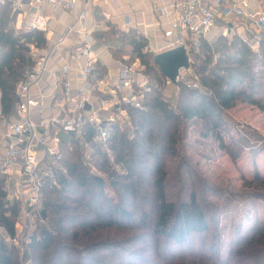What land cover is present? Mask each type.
<instances>
[{
	"label": "trees",
	"instance_id": "obj_1",
	"mask_svg": "<svg viewBox=\"0 0 264 264\" xmlns=\"http://www.w3.org/2000/svg\"><path fill=\"white\" fill-rule=\"evenodd\" d=\"M16 18L9 2L0 3V91L6 118L32 65L31 47L47 45L45 32L15 30ZM104 38L123 45L117 58L131 47L127 63L143 66L151 81L140 94L143 109L125 108L129 126L109 129L111 155L90 124L76 137L58 133L59 166L54 181L45 182L34 213L41 219L45 211V224L36 221L29 238L24 233L20 250L9 241L17 234L21 204L9 199V176L0 171V264H264V219L233 224L222 253L219 218L229 213V202H213L212 187L180 149L187 127H194L233 160L241 157V140L224 139L229 125L224 112L249 103L264 113V32L258 53L238 34L220 36L217 43L205 37L195 45L189 42L190 69L200 87L173 84L175 103L165 97L171 82L155 64L145 37L111 29ZM96 68L105 78L108 73L98 62ZM245 184L251 199L264 202V174L255 169Z\"/></svg>",
	"mask_w": 264,
	"mask_h": 264
},
{
	"label": "built area",
	"instance_id": "obj_2",
	"mask_svg": "<svg viewBox=\"0 0 264 264\" xmlns=\"http://www.w3.org/2000/svg\"><path fill=\"white\" fill-rule=\"evenodd\" d=\"M79 1L81 0H10L14 11L34 13L36 19L33 28L42 32H47L49 28L48 21L42 15L45 7L51 9L55 17L59 10L76 11ZM156 13L170 20L165 36L174 40L172 47L184 46L187 49L186 42L177 35L179 31L194 45L200 37L208 38L214 29H221L220 36H226L229 30L223 23L232 17L248 19L253 30L264 32V9H252L248 2L238 5L231 4L228 0H172L169 6L156 10ZM84 19L85 14L80 15L79 23ZM79 33L81 37L76 38L68 48L69 61L61 59L59 63L64 115H56L41 125H36L28 117L29 109L40 105L38 100L30 98L29 92L39 84L47 71L48 58L51 56L48 51L31 47L32 65L26 73L25 81L17 90L16 108L19 114L24 115L19 123L8 124L0 91V128L8 127L11 136L4 153L0 155V171L11 176L18 174L21 179L11 196L12 201L16 200L21 204L22 225L15 238L9 241L10 245L17 248L21 247L24 230L29 228V222L34 219V213L42 203L45 182L55 179V170L61 159L58 133L61 131L76 137L86 124H90L97 131V140L111 155L108 149L109 129L122 122L126 116L125 108L143 109V98L137 93L135 85L138 68L123 63L120 64L115 79L100 78L92 53V39L83 29ZM73 65L77 66L81 82L77 86L71 80ZM191 72V69L180 70L178 84L197 89L200 87L199 80L191 78ZM145 84L141 89H146L149 84L147 78ZM104 95H109L112 100H103ZM15 164L19 165V169Z\"/></svg>",
	"mask_w": 264,
	"mask_h": 264
},
{
	"label": "crops",
	"instance_id": "obj_3",
	"mask_svg": "<svg viewBox=\"0 0 264 264\" xmlns=\"http://www.w3.org/2000/svg\"><path fill=\"white\" fill-rule=\"evenodd\" d=\"M5 1V0H0ZM11 5L10 0H6ZM25 1V0H21ZM231 4L241 5L248 2L252 9H264V0H228ZM172 0H81L78 3L76 11L59 10L55 17L51 9L44 8L42 15L49 23L48 31L45 32L47 45L43 51H48L50 57L47 62V71L39 84L33 87L29 96L40 102L36 108H30L28 117L36 125H41L56 115H64L65 108L61 99V79L58 73L59 63L61 59L69 61L70 55L68 48L76 40L80 38V29L88 32L92 39V53L103 69L107 71L106 77L116 78L119 73L120 64H128L132 55V48L125 47L122 50L121 58H117L116 53L123 48L119 42H108L104 37L111 29L117 32L128 33L133 32L141 35L148 40V51L155 55L176 48L172 47L174 41L165 36L169 30L170 20L160 13H156L162 7L169 6ZM13 9V5H12ZM14 10V9H13ZM16 12V11H15ZM85 14V19L80 24L79 16ZM36 16L34 13H18L16 23L14 25L17 31H27L33 28ZM227 26L229 32H240L244 34L245 26L249 25L253 29L251 21L248 19L230 18L223 23ZM221 29H214L208 37L213 42L214 38H219ZM255 31V30H254ZM182 40L186 42L187 50L189 49V38L185 34L177 33ZM99 36V37H98ZM99 39H98V38ZM39 49V48H38ZM85 60H82V64ZM132 66V65H131ZM136 68L141 67L140 62L134 63ZM77 66L73 65L71 80L74 86L80 85V78ZM146 83L144 74L136 75V90L138 94H143L144 88L141 86ZM146 85V84H145ZM105 96V95H104ZM109 97V95L107 96ZM143 98V97H142ZM112 100V98H111ZM116 112V111H115ZM24 117L19 114L17 108L9 118H6L8 124H17ZM11 139L9 128H0V155H2ZM42 153V150H40ZM19 169V165L15 164ZM8 192L9 199L13 191L16 190V184L21 179L18 174L8 175ZM33 219L29 222L31 224Z\"/></svg>",
	"mask_w": 264,
	"mask_h": 264
},
{
	"label": "rangeland",
	"instance_id": "obj_4",
	"mask_svg": "<svg viewBox=\"0 0 264 264\" xmlns=\"http://www.w3.org/2000/svg\"><path fill=\"white\" fill-rule=\"evenodd\" d=\"M0 3L6 4L7 2L5 0L0 1ZM239 33L230 31L224 37L233 39L236 34L240 35ZM242 33L244 34H241L240 38L255 53H258L261 32H256L247 25ZM217 39L214 38L213 43H217ZM136 68H138V73L144 74V68L140 69L137 66ZM260 75L263 76L262 73ZM189 76L194 79L193 71L189 73ZM144 77L151 83L148 77L145 75ZM165 97L173 103L176 102L177 90L172 83L168 85ZM102 99L111 101V97L107 96H102ZM224 115L227 117L229 124L227 131H224V139L229 141L233 137L236 140H241L244 147L241 157L237 161L221 150L213 140L201 137L194 127H187L186 138L183 146L180 148L182 154L188 157L189 163L196 175L206 180L212 187L210 195H215L216 197L213 202L220 206L229 202V213H222L219 218L220 233L223 240V247L221 248L223 254L226 252L233 224L245 223L251 225L255 219H264V202L251 199L249 193L251 191L248 189L247 184H245V181L249 182L253 180L255 169L264 174V113L249 103H239L232 110L224 112ZM121 121L122 128L126 129L129 126L127 116ZM174 171L173 173L177 170ZM207 196L209 195H206V198H208ZM152 202L150 201L149 205H152ZM33 217L34 219L29 225L30 228L24 230L27 238L32 234L37 222L40 225L45 224L43 223L44 220L41 221V219ZM18 221L17 230L22 225L21 219ZM133 247L135 249L139 248L136 245ZM21 248L22 246L18 249L20 250Z\"/></svg>",
	"mask_w": 264,
	"mask_h": 264
},
{
	"label": "water",
	"instance_id": "obj_5",
	"mask_svg": "<svg viewBox=\"0 0 264 264\" xmlns=\"http://www.w3.org/2000/svg\"><path fill=\"white\" fill-rule=\"evenodd\" d=\"M155 64L160 68L161 73L172 84L178 86V75L180 70L190 69L189 52L184 46H179L163 53L157 54ZM43 219L46 218V213H41Z\"/></svg>",
	"mask_w": 264,
	"mask_h": 264
}]
</instances>
